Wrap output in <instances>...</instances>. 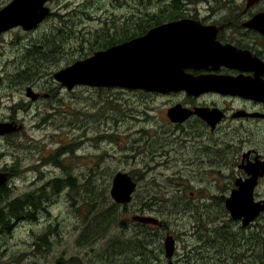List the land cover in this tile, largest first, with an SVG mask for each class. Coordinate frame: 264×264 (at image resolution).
Here are the masks:
<instances>
[{
    "label": "rangeland",
    "instance_id": "1",
    "mask_svg": "<svg viewBox=\"0 0 264 264\" xmlns=\"http://www.w3.org/2000/svg\"><path fill=\"white\" fill-rule=\"evenodd\" d=\"M7 1L0 0V6ZM237 1L239 0L233 3ZM224 3L223 0H210L209 4ZM200 5L207 3L204 0L195 3L183 0L181 7ZM48 6L53 15L43 21L36 30L25 33L20 28H15L0 35V75L3 77L0 82V120L14 117L24 124L19 133L0 137V165L6 162L13 170V177L7 182L9 198L41 186H45L48 195L46 198L49 197L44 200V205L40 204L34 218L17 220L18 223L14 221L8 233H0V264H64L63 259L68 260L71 256L76 258V264H131L130 253L122 251L121 257L118 256L119 260L114 261L105 255L106 249L113 248V243L118 240L120 242L122 238L129 243H139L140 239H144L139 232L142 227L133 222L131 216L150 214L152 211L169 225L170 234L177 240L173 257L181 264H252L249 261L253 257L262 258L264 264V234L263 228L261 231L259 226L246 235L241 233L245 240L240 243L236 241L229 251L218 241L216 229L221 224L225 225V230L237 233L232 223L226 222L223 205L183 204L179 201L142 202L148 191H153L158 198L163 193V188L177 190L180 181L181 184L185 183L187 192H196L197 187L201 185L199 175L173 173L172 167L164 165L155 167L159 156L152 158L149 155L146 142L142 141L145 136L132 138V127L137 124V104L145 103L136 100L140 95L133 90L115 87H78L69 94L52 87V73L64 67L67 57L73 55V38L69 34L66 41L60 42L57 51H52L51 45L39 49L44 52V57L35 55L37 50L33 52L35 47L41 45L45 36L58 34L60 27L71 25L72 20L65 21L61 15H65L72 8L80 9V14L72 15L78 26H85L86 29L104 27L106 18L110 20L128 16L127 13L135 8L119 6L114 0H52ZM137 7L143 10L147 8ZM81 11H85L90 18ZM116 21L119 22L120 18ZM113 22L114 20L111 22L112 26L115 25ZM30 52H33L30 54L33 58L28 59ZM27 59H40L37 68L29 66L33 70L30 73ZM35 83L46 85L54 92L50 101L47 99L43 105L40 103V106L47 107L54 104L50 121L41 125L37 124L40 117L36 114L51 111L28 106L32 100L26 95V88L31 87L34 92L38 91L35 90L38 88L34 86ZM162 104L161 101L153 102L155 107ZM158 107L154 112L158 114L156 118L162 117V111ZM104 133L112 137H104ZM133 140L140 142L136 145ZM54 151H58L56 161L51 158ZM40 159L49 163L41 164ZM34 162L39 164L35 170L24 171ZM119 170L130 172L139 185L135 198L125 206L124 211L122 206L121 219L124 226L121 228L115 224L104 237L97 239L92 245L80 246L77 236L87 211L86 204L93 201L95 205L105 207V199L101 198L103 193L92 200L91 196L87 197L88 191L105 186L109 192L111 177ZM67 173L74 178L76 184L71 182L72 185L78 187L66 188L65 183L59 192L50 193L46 182L53 178H65ZM219 179L222 180V177L219 176ZM173 182L175 184L171 185ZM218 187L221 188L220 185ZM80 191H83L82 195L87 198L86 203L81 201ZM174 193L175 191L171 195ZM74 205H78L79 215L74 213ZM211 215L224 218V221H208L207 218ZM196 223L202 225L198 233L192 231L196 228ZM182 232L186 233L182 236ZM39 235L45 236L41 240ZM145 242L153 244L150 235H146ZM155 249L152 247L153 251ZM184 249L187 250L188 256L182 259Z\"/></svg>",
    "mask_w": 264,
    "mask_h": 264
},
{
    "label": "flooded vegetation",
    "instance_id": "2",
    "mask_svg": "<svg viewBox=\"0 0 264 264\" xmlns=\"http://www.w3.org/2000/svg\"><path fill=\"white\" fill-rule=\"evenodd\" d=\"M11 1L8 0L6 4L0 6V9ZM223 1L225 3L222 5H210V0H204L207 5L176 8L183 11V15L168 16L169 11L176 9L152 6L144 10L137 8V11L129 16L130 20L123 16L119 17V22L116 21L119 19L118 17L110 20L106 18L103 28L104 37H120L121 30L118 29L124 23L134 27L135 31L133 30L131 33L133 37L115 42L103 49L142 36L151 28L161 24L183 18L198 21L201 26L210 30L208 37L213 40L212 55L197 59L194 64L183 67L181 72L186 76L195 78L197 83H200L199 87L189 90L186 86L167 92L128 89L140 95L136 99L138 102L145 101L143 104H137L138 108L135 111L137 124L132 127V138L134 139L138 135L145 136V140L142 141L146 142L149 155L152 158L159 156L158 162H155V167L164 165L172 167L173 173L199 175L201 185L199 188L197 187L196 192L192 190L187 192L185 183L181 184L180 181L177 190L175 188H163V193L158 198L153 191H148L146 197L142 198V202L160 203L163 201L172 203L179 201L183 204H221L226 212V222L232 223L237 229L236 234L238 236L248 234L257 226L261 231L263 228L264 234V207L254 220L243 226L242 219H234L225 206L226 199L231 196L233 190L235 191L239 185L245 184L249 178H256L252 191L253 201L264 205V0H239L235 4L233 1L236 0ZM52 14L51 11L43 21L51 17ZM140 18L148 20L145 23V32L137 30ZM113 20L114 26L111 25ZM122 22L124 23L122 24ZM38 26L32 30H24L21 26H15L0 32V35L7 34L15 28H20L25 33L31 32L36 30ZM53 74L54 72L50 81L52 87H55L57 91L63 90L69 94L78 87L101 88L76 85L68 90L54 79ZM208 77L210 80L206 81ZM2 81L3 77L0 75V82ZM34 86L38 87L35 89L38 90L35 91L38 95L35 100L30 98L32 102L30 101L28 106L51 111L45 114H36L40 117L37 124L41 125L48 123L51 119L54 104L52 103L48 107L42 105L47 99L48 101L52 99L54 92L50 91L46 85L42 86L35 83ZM125 89L127 90V88ZM155 101L163 103L160 107L157 106L162 111L160 118H156L158 114L154 113L157 110V107L153 105ZM40 103H42L41 106ZM0 121H13L16 125H22L18 132L0 135V137L15 135L23 130L24 124L17 118L10 117ZM104 134H106L103 135L104 137H112L110 134ZM135 142L137 145L140 141ZM41 159V164L49 163ZM33 164L39 166L37 162ZM35 169L36 167L24 171ZM0 171L8 172L7 182L12 179L13 170L8 167L6 162L0 165ZM119 171L112 175L110 187L114 175ZM126 173L136 183V188L132 194V199H134L139 185L130 172L127 171ZM193 176H191L192 179ZM219 176L222 177V180L219 179ZM66 177L70 183H75L72 175L68 174ZM187 179L190 180L188 177ZM7 182L0 186L6 185L8 187ZM219 185L221 188L218 187ZM174 191L175 193L171 195ZM146 215L156 218L158 223L132 221L143 228L144 232L141 234L150 235L153 244H146L143 259L147 260L138 262V242H133L131 264H169L170 261L172 264H181L173 257L177 240L170 234L169 225L162 217L156 216L153 211ZM207 220L211 222L224 221V218L211 215ZM16 223L18 222L16 221ZM201 226L196 223V228L192 231L198 233ZM229 227L232 228L231 224ZM230 232L233 233V231ZM184 233L186 232L181 233L182 236ZM167 237L174 240V250L170 258L166 256L164 246ZM140 241L145 242V239H140ZM152 247L156 249L153 251ZM182 254V259L187 258L186 249L183 250ZM134 257L137 259L135 260Z\"/></svg>",
    "mask_w": 264,
    "mask_h": 264
},
{
    "label": "water",
    "instance_id": "3",
    "mask_svg": "<svg viewBox=\"0 0 264 264\" xmlns=\"http://www.w3.org/2000/svg\"><path fill=\"white\" fill-rule=\"evenodd\" d=\"M50 1L12 0L0 9V32L15 26L24 30L36 28L50 14L47 5ZM209 32L193 19L183 18L161 24L142 36L96 50L90 56L58 69L53 77L68 90L76 85L161 92L186 86L189 90L195 89L200 83L181 72L183 67L194 64L197 59L212 55L213 40L208 37ZM209 80L208 77L206 81ZM26 95L35 100L38 94L27 87ZM21 128V124L16 125L13 121H0V135L18 132ZM8 177V172L0 171V185L6 183ZM255 180L249 178L226 199V209L234 219H242L243 226L254 220L264 207L252 199ZM135 188L136 183L131 177L119 171L113 177L109 194L114 202L126 204L131 201ZM131 219L158 223L156 218L146 214H134ZM164 246L166 256L170 258L174 240L167 237Z\"/></svg>",
    "mask_w": 264,
    "mask_h": 264
},
{
    "label": "trees",
    "instance_id": "4",
    "mask_svg": "<svg viewBox=\"0 0 264 264\" xmlns=\"http://www.w3.org/2000/svg\"><path fill=\"white\" fill-rule=\"evenodd\" d=\"M117 5L122 7H132L135 8V10H132L128 16H125L128 20L129 16L134 14V11L137 10V6L139 7H149L151 6H163V7H170L173 9L179 8L183 4V0H132L130 2L129 0H114ZM190 3H195L198 0H187ZM82 13H85V11H81ZM80 14V9L78 8H72L71 10L67 11L65 15H61L64 17L65 21H71V25H66L63 27H60V33L54 34V35H48L45 36L42 41L41 45L35 47L34 51L36 50L35 55H39V57H44V52L40 51L39 49H45L47 46H53L52 51H57L58 47L60 45V42L63 40L68 39V34L73 38L71 41V53L73 54L72 57H67L68 60H66V65H69L73 63L75 60L82 59L83 57H86L93 53L96 50L103 49L106 46H109L115 42H121L126 39H129L133 37L131 35L134 27L127 26V23H124L123 26H119L121 30V36L120 37H104L103 36V28L104 27H96L94 29H86L85 26L79 27L78 23L74 20L73 15ZM183 11L180 9L171 10L167 13V15H183ZM53 15V14H52ZM51 15V16H52ZM87 16V14H86ZM124 17V16H123ZM87 18H90L88 15ZM63 20V19H62ZM125 21V18L123 19ZM148 20L146 19H139L137 30L140 32H145V23H147ZM102 26V25H101ZM63 31V32H62ZM99 37V38H98ZM98 38V40H97ZM116 40V41H115ZM29 53L28 59L33 58L30 57ZM27 59V68L29 66H32V68H37L38 64L40 63V59H37L35 61L28 60ZM26 62V61H25ZM65 65V66H66ZM29 68V72H32ZM58 151H54V155H52V161H56V154ZM36 167L35 164L28 165V169H34ZM21 171V170H20ZM20 173V172H19ZM68 178H56L52 179L48 182H46V185L50 189V193H57L60 190V187L63 186V184L67 183L66 188H72L73 186L70 181L67 180ZM78 187V186H77ZM46 188L45 186L38 187L31 191H25L23 194L16 196V197H10L9 198V192L10 190L6 185L0 186V233H8L14 223V221L17 220H25L27 218H34L36 215V211L40 208V204L44 205V200H48L46 198L48 195L46 194ZM76 191V190H75ZM74 191V193H75ZM83 191H80L81 193V201L85 202L86 197L85 195H82ZM105 192V193H104ZM103 193L101 195V198L105 199V207H102L100 205H95L93 201H90V203L86 204L87 211L84 214V220L82 222V227L80 230V234L77 236L78 241H80V246L84 245H92L97 239L104 237L116 224L117 226H121V228L124 226V221L121 219L122 214V206H124L123 211L126 209V205H119L115 202H113L109 197L108 188L105 186L101 189L94 188L88 191V196H91V199L95 197H99V194ZM83 198V199H82ZM102 204V202H101ZM74 213L76 215H79L78 205H74ZM115 225V226H116ZM141 227V226H140ZM140 234L143 231V228L139 230ZM218 234V241L221 243L222 246L226 247L228 251L232 248V245L236 243H240L242 240L244 241V236H238L237 234L231 233L229 230H225V225L221 224L219 228L217 229ZM144 239H146L145 233L141 234ZM45 235H39V239H43ZM235 237V238H234ZM131 239V238H129ZM253 239V238H251ZM255 239H257L255 237ZM43 243L45 241L43 240ZM118 243V244H117ZM113 243L112 247L106 249L107 256L110 257V260H119L118 256L121 257L122 251L126 253H132L133 243H129L126 239H123L119 242V240ZM144 243V244H142ZM145 242H142L139 240V243L137 244V251H138V262L145 261L147 259H143L145 257L144 252L147 245H145ZM237 248V245L234 246V249ZM253 249V247H252ZM104 250V249H103ZM99 254V252H98ZM103 254H100L102 256ZM111 256H115L112 258ZM75 257L71 256L68 260L63 259L66 264H76L75 263ZM80 262V261H79ZM252 264H262V258H252L250 261ZM60 263V262H58Z\"/></svg>",
    "mask_w": 264,
    "mask_h": 264
},
{
    "label": "bare ground",
    "instance_id": "5",
    "mask_svg": "<svg viewBox=\"0 0 264 264\" xmlns=\"http://www.w3.org/2000/svg\"><path fill=\"white\" fill-rule=\"evenodd\" d=\"M137 199V198H136Z\"/></svg>",
    "mask_w": 264,
    "mask_h": 264
}]
</instances>
